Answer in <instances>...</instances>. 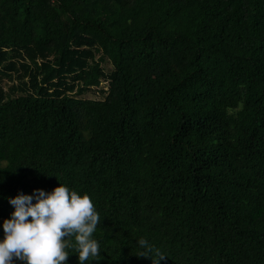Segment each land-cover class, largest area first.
I'll return each instance as SVG.
<instances>
[{
    "label": "trees",
    "instance_id": "16d2710c",
    "mask_svg": "<svg viewBox=\"0 0 264 264\" xmlns=\"http://www.w3.org/2000/svg\"><path fill=\"white\" fill-rule=\"evenodd\" d=\"M60 183L86 264H264V0H0V240Z\"/></svg>",
    "mask_w": 264,
    "mask_h": 264
},
{
    "label": "clouds",
    "instance_id": "9594fccd",
    "mask_svg": "<svg viewBox=\"0 0 264 264\" xmlns=\"http://www.w3.org/2000/svg\"><path fill=\"white\" fill-rule=\"evenodd\" d=\"M9 203L15 210L11 219L3 222L0 264L17 260L23 264H67V250L73 247L79 264L100 256V245L93 238L100 216L87 193L81 195L60 183L51 192L37 189L34 195L10 198ZM137 243L143 250L137 256L151 257L152 264L166 257L146 239Z\"/></svg>",
    "mask_w": 264,
    "mask_h": 264
},
{
    "label": "rangeland",
    "instance_id": "374dc122",
    "mask_svg": "<svg viewBox=\"0 0 264 264\" xmlns=\"http://www.w3.org/2000/svg\"><path fill=\"white\" fill-rule=\"evenodd\" d=\"M101 67L104 69L105 72H110L112 70L110 63L107 62L106 60L101 63ZM9 85H10L9 82L6 81L3 82L4 89H6ZM105 86H106V82L102 83V87L105 88ZM103 96H104L103 94L99 93L98 89L93 88L88 92L84 93L81 97L87 99L100 100L103 98Z\"/></svg>",
    "mask_w": 264,
    "mask_h": 264
}]
</instances>
